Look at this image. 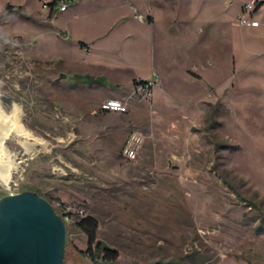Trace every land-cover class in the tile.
Listing matches in <instances>:
<instances>
[{"label":"rangeland","instance_id":"374dc122","mask_svg":"<svg viewBox=\"0 0 264 264\" xmlns=\"http://www.w3.org/2000/svg\"><path fill=\"white\" fill-rule=\"evenodd\" d=\"M14 104L29 136L4 145L59 202L63 264H95L84 216L116 264H264V0H0Z\"/></svg>","mask_w":264,"mask_h":264},{"label":"water","instance_id":"95a60500","mask_svg":"<svg viewBox=\"0 0 264 264\" xmlns=\"http://www.w3.org/2000/svg\"><path fill=\"white\" fill-rule=\"evenodd\" d=\"M7 187L9 194L0 190V264H63L62 217L18 175L10 173Z\"/></svg>","mask_w":264,"mask_h":264},{"label":"bare ground","instance_id":"6f19581e","mask_svg":"<svg viewBox=\"0 0 264 264\" xmlns=\"http://www.w3.org/2000/svg\"><path fill=\"white\" fill-rule=\"evenodd\" d=\"M19 107L14 104L10 113H5L0 106V181L7 185L9 175L20 168V163L9 158L8 148L4 145L5 136L14 131L18 134L29 136V133L21 126L18 121ZM25 142V141H24ZM26 150L31 151L34 144H25Z\"/></svg>","mask_w":264,"mask_h":264},{"label":"trees","instance_id":"16d2710c","mask_svg":"<svg viewBox=\"0 0 264 264\" xmlns=\"http://www.w3.org/2000/svg\"><path fill=\"white\" fill-rule=\"evenodd\" d=\"M53 1L48 2L52 4ZM56 213L57 210L54 209ZM75 225L86 235V249L84 254L95 264H116L118 253L103 244L96 237L97 222L91 216H84L75 221Z\"/></svg>","mask_w":264,"mask_h":264},{"label":"built area","instance_id":"2783aa9c","mask_svg":"<svg viewBox=\"0 0 264 264\" xmlns=\"http://www.w3.org/2000/svg\"><path fill=\"white\" fill-rule=\"evenodd\" d=\"M55 6L59 10L65 9V4H61L60 2L56 3ZM241 22L246 25H252V26L257 25L258 23L257 21H246L245 19H242ZM100 108L102 110L114 111V112L125 111V105L122 104V102L117 98H109V99L104 100L100 104ZM140 142H141V139L136 133H133L132 135H130L127 138L122 148V151H121L122 155L127 159L134 158L137 154L138 149L140 148ZM51 205L54 209H56L59 206V202L57 201L52 202Z\"/></svg>","mask_w":264,"mask_h":264},{"label":"crops","instance_id":"0c3cea01","mask_svg":"<svg viewBox=\"0 0 264 264\" xmlns=\"http://www.w3.org/2000/svg\"><path fill=\"white\" fill-rule=\"evenodd\" d=\"M92 51H93V50H92ZM92 51H91V52H92ZM86 69H89V68H86ZM80 74H82V75H81L82 77H86V78H87L89 75L91 76L93 73H89L87 70H85V72L80 73ZM75 76H77V74H76ZM100 77H102V76H101V75H100V76H94V77L92 76L91 79L93 78V79L96 81V80H97L98 78H100ZM111 112H112V111H111Z\"/></svg>","mask_w":264,"mask_h":264},{"label":"flooded vegetation","instance_id":"af4514ba","mask_svg":"<svg viewBox=\"0 0 264 264\" xmlns=\"http://www.w3.org/2000/svg\"><path fill=\"white\" fill-rule=\"evenodd\" d=\"M54 209V208H53Z\"/></svg>","mask_w":264,"mask_h":264}]
</instances>
